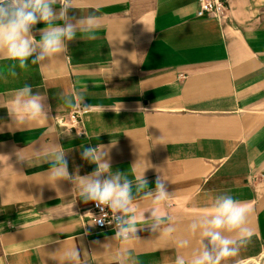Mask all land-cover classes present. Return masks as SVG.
<instances>
[{"label": "crops", "instance_id": "obj_1", "mask_svg": "<svg viewBox=\"0 0 264 264\" xmlns=\"http://www.w3.org/2000/svg\"><path fill=\"white\" fill-rule=\"evenodd\" d=\"M76 4L68 10L73 22L93 13L101 17L97 39L83 40L78 30L60 61L17 69L15 78L0 81L5 101L29 85L55 117L28 131H10L7 108L0 107V264H59L50 254L64 245L79 249L81 264H115L119 256L117 249L105 252L94 243L115 233L90 224L92 202L84 203L68 181L58 182L59 191L44 182L38 174L50 165L39 162L43 156L36 166L19 161L17 152L25 150L19 154L33 163L32 150L52 140L67 150L69 172L79 167L81 176L96 168L81 158L82 147L115 143L112 170L147 167L149 188L157 175L166 178L173 197L162 210L182 228L216 195L231 194L250 208L254 234L225 264H264V0H227L224 18L198 16V0ZM43 27L32 29L36 39ZM63 93L83 96L89 105L75 126L68 118L72 109L59 100ZM137 201L139 212L150 216L147 202ZM20 212L33 215L21 220ZM138 235L126 264H171L174 253L163 250L158 234L145 227ZM48 239L42 255L29 247Z\"/></svg>", "mask_w": 264, "mask_h": 264}, {"label": "clouds", "instance_id": "obj_2", "mask_svg": "<svg viewBox=\"0 0 264 264\" xmlns=\"http://www.w3.org/2000/svg\"><path fill=\"white\" fill-rule=\"evenodd\" d=\"M58 4L57 11L54 6ZM70 8H77L76 0H0V60L9 61L6 65H0V81L6 83L9 77L15 78L17 69L26 72L30 65L46 68L60 61L59 57L68 52V42L77 38L78 30L84 34L83 40L97 39L96 31L102 26L101 17L93 13L73 22L68 15ZM37 23L45 25L39 30L40 39H36L32 33ZM117 65L118 61L113 60V68ZM59 100L63 101L64 107L73 111H83L89 107L84 103L83 96L76 93H63ZM0 107L7 108L11 121L7 127L10 131H28L47 124L49 119H55L49 115L50 106L46 104V98L39 93L33 94L29 85L16 89L9 101L0 95ZM114 146L115 143L82 147L81 158L96 165L94 171L84 176L79 175V167L75 172H69L68 152L53 140L50 144H42L39 151L32 150L33 163L29 162L27 156L19 154L25 150L17 152V156L19 161H26L29 166H36L37 158L43 156L39 162L50 165L46 172L38 174L45 178L44 182L59 191L58 182L68 181L84 203L94 202L102 214L93 216L90 223L93 226H103L107 221L104 209H110V224H114L115 234L104 243H94L105 252L117 249L119 256L115 264H126L135 244L141 241L138 232L145 227L152 234H158L157 240L165 241L163 250L174 253L171 264H225L251 242L254 233L249 222L251 210L247 204L228 193L216 195L209 207L182 228L173 216L162 210L173 197V193L168 191L167 179L157 175L155 186L149 188L144 174L147 167L138 171L134 164L128 172H114L110 156ZM137 198L149 205L146 212L150 216L147 218L145 211L139 212ZM32 215L31 212H20V219ZM20 227L23 228L24 224ZM48 242L49 239L45 242L34 241L29 247L42 255V249ZM14 254V251H9L7 255ZM50 255L59 264L82 262L75 245H64Z\"/></svg>", "mask_w": 264, "mask_h": 264}, {"label": "built area", "instance_id": "obj_3", "mask_svg": "<svg viewBox=\"0 0 264 264\" xmlns=\"http://www.w3.org/2000/svg\"><path fill=\"white\" fill-rule=\"evenodd\" d=\"M227 0H198V10L197 15L198 16H204V15H212L216 17H226L227 14ZM86 110L80 111H71L68 114V118L71 121V125L75 126L78 120V115L82 112H85ZM59 122L65 123V118L61 117L58 119ZM104 211L107 214V221L104 223L103 226L95 225L98 229H113L114 230V224L111 223V212L110 209L105 208ZM90 216L93 218V216H100L101 210L100 208L96 207L94 202L91 203L90 209H89Z\"/></svg>", "mask_w": 264, "mask_h": 264}]
</instances>
